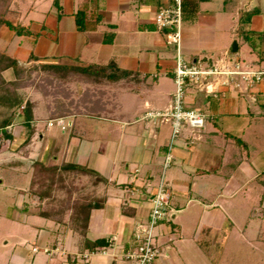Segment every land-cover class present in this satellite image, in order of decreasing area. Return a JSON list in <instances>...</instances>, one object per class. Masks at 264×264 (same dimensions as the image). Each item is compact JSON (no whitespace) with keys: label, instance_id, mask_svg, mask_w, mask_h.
<instances>
[{"label":"crops","instance_id":"1","mask_svg":"<svg viewBox=\"0 0 264 264\" xmlns=\"http://www.w3.org/2000/svg\"><path fill=\"white\" fill-rule=\"evenodd\" d=\"M172 3L13 0L19 21L38 36L26 35L32 38L30 46L14 45V35L5 38L9 29L3 27L0 49L28 63H113L119 75L115 81H72V98L80 110L50 119L67 136L54 161L86 166L102 177L94 181L80 176L77 185L79 193L103 202L90 212L86 237L110 243L91 252L78 233L47 219L53 225L39 226V246L32 248L48 254L46 264H133L124 253L148 220L162 174L170 199L167 218L155 228L159 255L154 264H197L196 253L206 251L207 245L219 244L223 250L224 242L236 240L240 227L242 233L259 225L261 229L260 218L252 212L259 203L264 217V149L255 150L250 139L262 135L264 141V81L242 89L219 82L208 89L189 87L185 106L207 113L208 119L202 128L181 131L173 141V162L163 167L171 121L145 115L169 110L173 104L177 49L155 21L158 10ZM78 12L84 15L82 28L77 25ZM181 33L186 60L264 69V0H182ZM100 83L109 87H98ZM88 88L91 95L81 101ZM91 101L100 102L102 109L89 112L83 106ZM48 126L52 125L47 122L44 129ZM254 234L246 238L247 244L264 243ZM13 262L34 264V258L19 250Z\"/></svg>","mask_w":264,"mask_h":264},{"label":"trees","instance_id":"2","mask_svg":"<svg viewBox=\"0 0 264 264\" xmlns=\"http://www.w3.org/2000/svg\"><path fill=\"white\" fill-rule=\"evenodd\" d=\"M12 3L13 0H0V29L6 26L18 36L33 35L37 38L38 33L33 32L29 26L20 21L13 22L10 18L16 13L12 8ZM83 16L81 12L76 14L78 28L83 27ZM30 59L37 60L34 55H31ZM114 67L116 66L113 63L105 66H73L38 62L33 68H26L16 57L0 51V106L4 107L3 118L0 121V132L5 139H11L12 135L6 131L7 127L20 119L29 130L24 145L28 144L36 133L33 103L24 100L20 89L29 86H35L36 89L40 88L44 96L52 97V102L47 105L49 118H60L80 110L79 102L75 103L72 98L73 91L68 87L69 83L72 81L98 82L102 79L115 81L119 75L113 71L116 70ZM9 68L14 72L15 78L13 80H7L3 75V72ZM38 68L41 69V74L38 72L32 76ZM88 95H91L89 88L83 92L80 100L85 101ZM24 101L26 104L23 113L17 114V109L25 103ZM83 107L89 112H98L102 109V105L97 101H91L90 104H84ZM21 164H23L21 161H12L7 165ZM31 166L29 192L38 200L37 214L56 223L67 225L68 228L82 237L83 247L91 252L108 246L109 239L90 240L86 237L90 212L93 208L102 205L103 202L99 198L91 199L92 196L89 198L79 193L80 188L76 183L80 176H87L94 181H99L102 180L101 175L76 163L65 160L56 162L54 157H50L47 161L33 160ZM58 193H61L60 196Z\"/></svg>","mask_w":264,"mask_h":264},{"label":"rangeland","instance_id":"3","mask_svg":"<svg viewBox=\"0 0 264 264\" xmlns=\"http://www.w3.org/2000/svg\"><path fill=\"white\" fill-rule=\"evenodd\" d=\"M10 18L13 22L19 21V17L15 14L11 15ZM3 27L8 29L6 26ZM7 31L8 34H4L3 36L9 39L11 37L10 35H14L12 41L14 45L22 43L20 44L21 46H30V42H32L31 37L18 36L13 31ZM2 42L0 40V48ZM0 51L4 50L0 49ZM20 63L26 68H33L36 65L33 61L30 63L28 61ZM38 72L41 74L40 68L36 69L32 76ZM3 75L7 80H13L15 78L11 68L5 70ZM97 86L109 87L106 86V83H100ZM68 87L72 88V83H69ZM73 90H75V87ZM19 91L26 102L31 101L33 103L32 109L36 133L33 135L31 141L24 145L29 130L20 119H17L7 127L6 131L11 133V139H5L4 135L0 132V264H17L13 262V255L19 250L27 258H34V264H46L49 260L48 254L43 249L33 252L32 248L35 245L39 246L37 240L39 226H50L53 225V222L37 214L38 200L29 192L32 172L31 162L33 160L47 161L50 157H55L58 149L64 150L67 136L66 134L63 135V130L56 120L50 121L47 105L52 102L51 96H44L40 88L36 89L35 86L22 88ZM26 102L17 109V114L23 113ZM3 111L4 107L0 106V121L3 118ZM47 122L52 126H48L45 130L44 128ZM59 122L63 123L61 121ZM39 133L43 135L40 136ZM250 140L255 150L260 148L264 149L262 135H257L254 140L252 138ZM44 152L45 156H47L46 159ZM60 153L62 152L60 151ZM12 161H21L23 164L15 166L7 165ZM159 177L160 175H158L157 180L160 179ZM76 183L80 182L76 180ZM58 194L60 196L61 193ZM255 204L252 213H255L263 223H261V229L260 225L258 229L256 228L257 226L255 229L249 227L253 230L252 232H250L251 230L249 232L245 230L242 233L241 230L243 227H240L233 236L236 237V240L229 241L228 243L224 242L222 244L224 246L223 250L220 249L219 244L207 245L206 251L199 250V253H196L197 257H195V260H198L197 264H264L263 241H253L251 245L246 243V238H251L254 230L255 233L258 232L254 236L258 235V237L264 238V217L260 215V204ZM222 229L224 231L227 230V228Z\"/></svg>","mask_w":264,"mask_h":264},{"label":"built area","instance_id":"4","mask_svg":"<svg viewBox=\"0 0 264 264\" xmlns=\"http://www.w3.org/2000/svg\"><path fill=\"white\" fill-rule=\"evenodd\" d=\"M160 30H166V39L177 49V64L174 73L176 89L173 95V104L169 110L147 112L145 118H163L171 121V142L163 161L164 169L168 168L174 159L172 152L173 141L185 127L202 128L208 114L185 106L184 98L189 87L208 89L213 82L222 85H233L238 89L243 86L252 87L264 81V69L243 67L234 62L227 64H210L202 59L186 60L182 56L181 21L182 0H173L169 6L161 7L155 19ZM170 199V190L165 176H160L156 191L151 200L148 220L140 225L134 234V246L125 251L124 257L133 264H154L159 249L155 242V228L167 218ZM37 248L35 247L34 250ZM46 252H50L46 249ZM88 254L85 255L87 257Z\"/></svg>","mask_w":264,"mask_h":264}]
</instances>
